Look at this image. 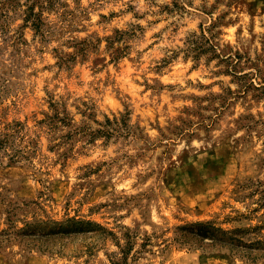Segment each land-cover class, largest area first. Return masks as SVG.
Returning a JSON list of instances; mask_svg holds the SVG:
<instances>
[{"label": "rangeland", "instance_id": "rangeland-1", "mask_svg": "<svg viewBox=\"0 0 264 264\" xmlns=\"http://www.w3.org/2000/svg\"><path fill=\"white\" fill-rule=\"evenodd\" d=\"M210 223L264 241V0H0V264H264Z\"/></svg>", "mask_w": 264, "mask_h": 264}, {"label": "trees", "instance_id": "trees-1", "mask_svg": "<svg viewBox=\"0 0 264 264\" xmlns=\"http://www.w3.org/2000/svg\"><path fill=\"white\" fill-rule=\"evenodd\" d=\"M31 9V8H30ZM32 21V26L36 29V31L40 30L41 24L43 23L40 13H36L33 10L28 12L26 16V22ZM59 103H52V107L54 110H57ZM59 111L54 112L53 114H46V118L41 120L40 122H47L51 125H58L61 122L66 124L68 123V113L64 110L65 116H60ZM203 228H199L196 233L200 236V240L202 242H211L212 245L220 246L221 248L229 249L232 252L240 253L242 255H246L249 258H256L257 256L253 254V250H258L260 255H264V241L260 239L251 241L250 243L244 241L240 237L236 236L238 233H247L248 229L236 228L232 230H226L221 227H217L215 225L210 224H201ZM264 228V225L253 227L251 231L261 232ZM210 240V241H206ZM206 245H210V243H205Z\"/></svg>", "mask_w": 264, "mask_h": 264}]
</instances>
